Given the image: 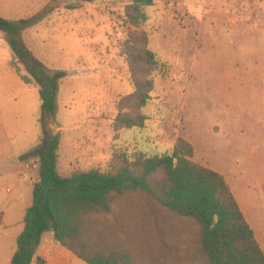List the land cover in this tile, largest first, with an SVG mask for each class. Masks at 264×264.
Masks as SVG:
<instances>
[{"label":"rangeland","instance_id":"rangeland-1","mask_svg":"<svg viewBox=\"0 0 264 264\" xmlns=\"http://www.w3.org/2000/svg\"><path fill=\"white\" fill-rule=\"evenodd\" d=\"M49 5L57 9L23 39L50 74L66 73L53 122L60 175L118 168L122 156L172 155L183 139L194 147L193 162L226 179L264 250V0H154L140 28L126 19L127 0H1L0 16L27 19ZM131 43L153 52L159 65L149 73L144 127L115 133L118 104L134 91L125 57ZM18 76L30 79L1 34V155L33 147L23 145L15 126L38 132L30 137L35 143L40 138L39 88L33 81L26 88ZM8 162L0 165L11 177L0 188V264H11L40 169L36 160ZM162 216L138 194L114 214L142 258L158 250ZM41 241L44 252L61 247L50 232Z\"/></svg>","mask_w":264,"mask_h":264},{"label":"trees","instance_id":"trees-1","mask_svg":"<svg viewBox=\"0 0 264 264\" xmlns=\"http://www.w3.org/2000/svg\"><path fill=\"white\" fill-rule=\"evenodd\" d=\"M127 2L126 19L131 27L140 28L147 21L144 10L152 7L154 0ZM56 9V5H49L18 21L0 16V35H6L17 63L30 77L21 80L38 86L41 102L39 144L19 158L20 162H38L39 181L33 185L32 203L26 210L11 264H32L43 235L49 232L85 264H264V250L226 179L193 162L194 147L183 139L177 141L172 155L118 156V168L60 175L61 137L54 132L53 122L59 85L66 73L50 74L23 39L27 29ZM125 50L134 91L118 104L115 133L144 127L147 118L142 109L154 85L149 73L159 65L151 51L142 52L132 43ZM137 194L163 215L156 229L158 250L143 258L126 244L125 228L114 217L117 205ZM170 236L181 245L171 246ZM162 256L167 258L162 260ZM36 262L45 263L41 259Z\"/></svg>","mask_w":264,"mask_h":264},{"label":"crops","instance_id":"crops-1","mask_svg":"<svg viewBox=\"0 0 264 264\" xmlns=\"http://www.w3.org/2000/svg\"><path fill=\"white\" fill-rule=\"evenodd\" d=\"M18 78L21 80L20 76H18ZM21 82L24 84V86L26 88H28L27 84H25L22 80H21ZM40 104H41V102H40ZM14 129L15 130L17 129V131L19 129L18 135L24 138L23 139V143H24L23 145L29 146V144L33 143V145H32L33 147H29L31 149H27L28 151H25V152H23V151H20V152H10V151L2 152V153H4V155L0 154V165L5 166L7 164L6 162H8V161L9 162L15 161L16 163H18V160L22 155L28 153L29 151H31L33 148H35L39 144V142L36 141V143H35L33 140L30 139V137H34L36 134H38V132L28 135L26 133H23L21 126H15L13 128V130ZM40 135H41V130H40ZM39 140H40V138H39ZM10 181H11V177L9 176V173H0V188L7 187L9 185L8 183ZM32 188H33V186H32ZM0 195H1V192H0ZM5 216L6 215L4 214V217ZM5 226H6V224L4 222V227ZM20 226L21 227H20V232L18 233V236L22 232L23 224ZM4 229H7V227H5ZM37 259H41V260L45 261L44 264H85L83 261L79 260L73 253L69 252L68 250H66L62 246L60 248H56V250L54 252L48 253V252L43 251L42 244H40V246L37 250ZM37 259H35V261L32 264H37V262H36Z\"/></svg>","mask_w":264,"mask_h":264}]
</instances>
